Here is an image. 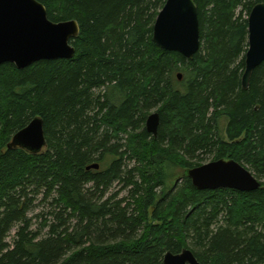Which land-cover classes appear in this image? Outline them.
I'll return each instance as SVG.
<instances>
[{
	"label": "trees",
	"instance_id": "trees-1",
	"mask_svg": "<svg viewBox=\"0 0 264 264\" xmlns=\"http://www.w3.org/2000/svg\"><path fill=\"white\" fill-rule=\"evenodd\" d=\"M36 1L79 35L72 59L0 65V264H163L184 249L200 264H264V62L241 84L247 18L264 0H195L191 60L152 41L166 0ZM34 118L42 151L8 150ZM217 160L259 189H195L186 171ZM114 183L127 198H105ZM39 197L49 209L33 232Z\"/></svg>",
	"mask_w": 264,
	"mask_h": 264
},
{
	"label": "water",
	"instance_id": "water-1",
	"mask_svg": "<svg viewBox=\"0 0 264 264\" xmlns=\"http://www.w3.org/2000/svg\"><path fill=\"white\" fill-rule=\"evenodd\" d=\"M247 24L248 48L241 79L243 89L248 88L254 69L264 62V3H258L251 9ZM78 35L76 21H50L45 7L36 0H0V65L10 63L22 70L40 61L72 59L75 50L71 41ZM152 41L163 51L175 52L191 60L200 48L195 0H166L155 19ZM177 79H181L180 74ZM158 124V114L151 113L146 119L145 130L155 136ZM45 144L42 121L34 118L13 135L7 149H22L35 155ZM91 169L98 170V164L86 167V170ZM186 176L199 191L249 193L260 187L245 167L232 160L208 162L188 169ZM162 263L200 264L188 249L178 254L166 253Z\"/></svg>",
	"mask_w": 264,
	"mask_h": 264
},
{
	"label": "rangeland",
	"instance_id": "rangeland-1",
	"mask_svg": "<svg viewBox=\"0 0 264 264\" xmlns=\"http://www.w3.org/2000/svg\"><path fill=\"white\" fill-rule=\"evenodd\" d=\"M154 112H155V110H152V111H150L149 114L154 113ZM225 124H226V121H225L224 118H222L218 122L219 134H220V136L222 138L225 135V132H224ZM178 177H179V175H178ZM178 177L174 178L172 181H170L169 183H167V186L166 187L167 188L173 187V185L177 181ZM127 190L128 189L123 190L122 184L114 183L107 190V192H105V198L111 197L113 195H117L118 199L127 198V195H128ZM48 209H49V207L47 205V202H41L40 197H39V199L35 200L33 210L29 214V217L32 219V221H31V223H32L31 231L34 232V231H37L38 230L39 225L42 222V218L41 217H38V216H41L43 214H46L48 212ZM16 231H17V228H14L11 231L10 235L8 236L7 241H8V243L10 245L12 244V241L14 239V236H15ZM45 234H46V230L45 231H41L40 232V235H41L40 237L44 236Z\"/></svg>",
	"mask_w": 264,
	"mask_h": 264
}]
</instances>
